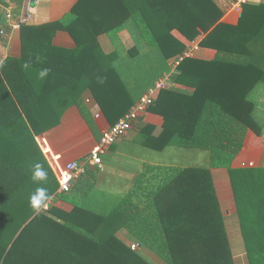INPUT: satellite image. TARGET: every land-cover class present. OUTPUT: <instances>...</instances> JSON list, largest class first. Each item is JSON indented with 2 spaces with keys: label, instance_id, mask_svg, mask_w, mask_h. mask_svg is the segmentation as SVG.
<instances>
[{
  "label": "trees",
  "instance_id": "16d2710c",
  "mask_svg": "<svg viewBox=\"0 0 264 264\" xmlns=\"http://www.w3.org/2000/svg\"><path fill=\"white\" fill-rule=\"evenodd\" d=\"M222 18L214 0H78L59 20L21 24V57L0 64V264H150L119 231L166 264H234L209 169L159 181L144 172L125 197L96 191L89 169L57 198L69 211L43 210L58 179L36 138L71 107L88 123L86 91L114 125L196 42L215 58L182 59L173 80L192 93L160 91L147 111L163 119L161 133L141 139L206 149L212 167L227 168L247 263L264 264V167L230 168L264 129V1L244 5L236 24ZM128 20L148 50L105 53L99 37L116 43ZM58 31L72 49L53 45ZM38 167L45 178H34Z\"/></svg>",
  "mask_w": 264,
  "mask_h": 264
},
{
  "label": "crops",
  "instance_id": "0c3cea01",
  "mask_svg": "<svg viewBox=\"0 0 264 264\" xmlns=\"http://www.w3.org/2000/svg\"><path fill=\"white\" fill-rule=\"evenodd\" d=\"M77 1L20 0L19 2V0H11L13 6L8 11L5 8L7 6L6 1L0 0V28L3 26L5 32V36H0V64L7 58L18 59L21 57V24L40 25L59 20L70 11ZM263 1L257 0L253 4H259ZM214 2L223 11L222 21L228 24L237 23L242 9L238 10L233 7L234 0H214ZM136 31L134 21L128 20L125 23V28L119 33L116 43L112 44L106 36H100V46L105 53L118 50L120 54L124 55L125 51L132 46H135L140 52H145L148 49L145 44H140ZM53 45L72 49L74 42L66 32L58 31L53 38ZM192 49L193 57L199 59L213 60L216 56V51L201 49L197 42L192 46ZM176 73L177 69L168 67V70L161 77L165 78L166 74L170 76L165 89L191 94V88L175 83L173 78ZM83 100L90 112L88 123L84 121L76 107H71L65 111L59 125L36 138V142L56 177L63 178L65 176L64 165L67 162L78 160L92 152L103 131L112 126L97 108L88 91L84 93ZM96 114H99L101 118H95ZM163 124V119L151 112L147 111L141 116L133 128L102 156V169H90L89 174H95V189L105 195L125 197L134 191L138 177L144 172H146L145 179L159 181L172 173L171 170L209 169L225 229L228 224L231 231L237 226L240 230L228 170L225 166L212 167L211 154L208 150L172 145L156 149L142 142V137L146 139L158 137ZM135 141L139 144L137 145ZM247 167H264V129L258 138L253 139L251 136L247 138L244 148L237 153L230 164L232 169ZM75 182L71 183V186ZM52 205L68 211L71 209L70 205L61 202L59 199L54 200ZM119 233L120 231L118 236Z\"/></svg>",
  "mask_w": 264,
  "mask_h": 264
},
{
  "label": "built area",
  "instance_id": "2783aa9c",
  "mask_svg": "<svg viewBox=\"0 0 264 264\" xmlns=\"http://www.w3.org/2000/svg\"><path fill=\"white\" fill-rule=\"evenodd\" d=\"M7 6L5 8L11 10L13 3L11 0H5ZM257 0H234L233 7L235 9H242L244 5L256 3ZM0 36H5L3 26L0 28ZM193 57L192 47L185 51L182 55L169 61V66L172 69H177V66L183 58ZM169 75L166 74L165 78H160L153 85H151L142 96L136 101V103L130 108V110L114 125L103 131L101 137L95 147L87 156L78 160H72L64 165L65 176L63 178L57 177L58 189L56 197L53 198L49 204L43 207L44 211H47L48 207L53 204L54 200H57L58 196H62L67 193L71 188V183L84 177L89 169L100 170L103 167L102 156L107 150L114 145L120 138L124 137L125 134L130 131L133 126L138 122L139 118L146 114L148 108L157 99L160 91L166 88V83L169 79ZM95 118H101L99 114L95 115ZM131 250L136 249V245L130 246Z\"/></svg>",
  "mask_w": 264,
  "mask_h": 264
},
{
  "label": "rangeland",
  "instance_id": "374dc122",
  "mask_svg": "<svg viewBox=\"0 0 264 264\" xmlns=\"http://www.w3.org/2000/svg\"><path fill=\"white\" fill-rule=\"evenodd\" d=\"M136 32H137V35H138L137 38H138L140 44L143 45L144 43H143V41H142V39H141V37L139 35L138 30ZM136 144L138 145L139 143L136 142ZM226 232H227L228 240H229V243H230V246H231V252H232V255H233L234 264H248L246 256L244 255V245H243V241H242V237H241V234H240L239 227L238 226L234 227V230L231 231L230 226H228V224H227ZM119 237L123 241L127 242L130 246L132 244H135L136 245V249L134 251L139 253L150 264H166L162 259H160L158 256H156L154 253H152L148 249L140 246L134 239H132L130 237V235H128L124 231H120Z\"/></svg>",
  "mask_w": 264,
  "mask_h": 264
},
{
  "label": "clouds",
  "instance_id": "9594fccd",
  "mask_svg": "<svg viewBox=\"0 0 264 264\" xmlns=\"http://www.w3.org/2000/svg\"><path fill=\"white\" fill-rule=\"evenodd\" d=\"M46 177V173L42 170V169H39L38 167V170L34 173V178H40V179H43ZM45 197V191H44V195H34L32 198H31V202L33 205H39L41 203V200L42 198Z\"/></svg>",
  "mask_w": 264,
  "mask_h": 264
}]
</instances>
